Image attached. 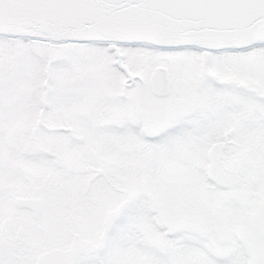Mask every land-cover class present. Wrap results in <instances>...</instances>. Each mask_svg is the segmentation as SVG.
<instances>
[{
	"label": "snow or ice",
	"instance_id": "snow-or-ice-1",
	"mask_svg": "<svg viewBox=\"0 0 264 264\" xmlns=\"http://www.w3.org/2000/svg\"><path fill=\"white\" fill-rule=\"evenodd\" d=\"M0 264H264V0H0Z\"/></svg>",
	"mask_w": 264,
	"mask_h": 264
}]
</instances>
